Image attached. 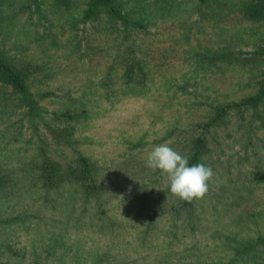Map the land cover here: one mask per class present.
Wrapping results in <instances>:
<instances>
[{
  "label": "rangeland",
  "instance_id": "rangeland-1",
  "mask_svg": "<svg viewBox=\"0 0 264 264\" xmlns=\"http://www.w3.org/2000/svg\"><path fill=\"white\" fill-rule=\"evenodd\" d=\"M117 2L0 0L33 101L0 79V264H264V0ZM163 143L203 199L145 166Z\"/></svg>",
  "mask_w": 264,
  "mask_h": 264
},
{
  "label": "clouds",
  "instance_id": "clouds-1",
  "mask_svg": "<svg viewBox=\"0 0 264 264\" xmlns=\"http://www.w3.org/2000/svg\"><path fill=\"white\" fill-rule=\"evenodd\" d=\"M145 166L165 176L171 194L188 203L203 199L209 191V182L214 177L211 166L204 163L190 166L188 157L170 147L168 143L152 146Z\"/></svg>",
  "mask_w": 264,
  "mask_h": 264
},
{
  "label": "trees",
  "instance_id": "trees-1",
  "mask_svg": "<svg viewBox=\"0 0 264 264\" xmlns=\"http://www.w3.org/2000/svg\"><path fill=\"white\" fill-rule=\"evenodd\" d=\"M60 2L65 3L66 0H59ZM105 9L108 14L115 16V17H121V12L118 8V2L117 0H90V9L89 13L90 16L94 15L98 10ZM258 14V13H256ZM0 79L3 81L9 82L11 85H14L18 88L19 91L28 99L29 103H33L29 99V95L27 93V87L25 85V81L23 79L22 75H19L18 72H16L10 65V63L5 60L1 55H0ZM264 95V80L262 83V90L260 92V95H258L260 98ZM257 99H251V102H255ZM204 145L203 143L200 145ZM196 163H201V158H200V153L197 151L196 153L193 154L191 161H189V165L191 166L192 164ZM86 168L84 169V175L85 178H91L92 176V181H93V168L92 166L85 162L84 165ZM91 190V187L88 188ZM186 202V201H185ZM188 203V202H186Z\"/></svg>",
  "mask_w": 264,
  "mask_h": 264
}]
</instances>
